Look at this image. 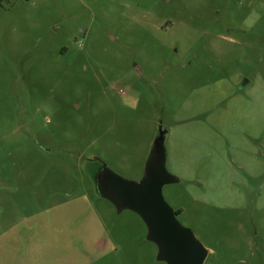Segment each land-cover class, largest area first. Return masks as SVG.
Here are the masks:
<instances>
[{"label": "rangeland", "instance_id": "374dc122", "mask_svg": "<svg viewBox=\"0 0 264 264\" xmlns=\"http://www.w3.org/2000/svg\"><path fill=\"white\" fill-rule=\"evenodd\" d=\"M161 129L203 264H264V0H0V264H166L94 182Z\"/></svg>", "mask_w": 264, "mask_h": 264}, {"label": "water", "instance_id": "95a60500", "mask_svg": "<svg viewBox=\"0 0 264 264\" xmlns=\"http://www.w3.org/2000/svg\"><path fill=\"white\" fill-rule=\"evenodd\" d=\"M165 130L161 129L145 162L140 180L125 178L102 162L94 175L98 194L117 211L133 210L147 226V239L157 245L158 261L166 264H203L208 249L178 218L164 195V187L179 178L167 167Z\"/></svg>", "mask_w": 264, "mask_h": 264}, {"label": "flooded vegetation", "instance_id": "af4514ba", "mask_svg": "<svg viewBox=\"0 0 264 264\" xmlns=\"http://www.w3.org/2000/svg\"><path fill=\"white\" fill-rule=\"evenodd\" d=\"M102 164V163H101ZM100 168V167H99ZM179 210V209H178ZM178 210H176L177 214H179L181 211L178 212Z\"/></svg>", "mask_w": 264, "mask_h": 264}, {"label": "trees", "instance_id": "16d2710c", "mask_svg": "<svg viewBox=\"0 0 264 264\" xmlns=\"http://www.w3.org/2000/svg\"><path fill=\"white\" fill-rule=\"evenodd\" d=\"M181 211V209L178 210V212Z\"/></svg>", "mask_w": 264, "mask_h": 264}]
</instances>
